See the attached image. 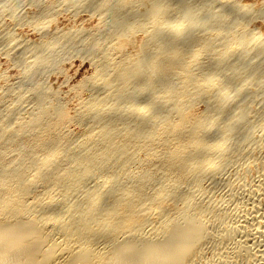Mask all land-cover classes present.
Instances as JSON below:
<instances>
[{"label": "bare ground", "instance_id": "6f19581e", "mask_svg": "<svg viewBox=\"0 0 264 264\" xmlns=\"http://www.w3.org/2000/svg\"><path fill=\"white\" fill-rule=\"evenodd\" d=\"M57 1L0 0V50L100 49L97 82L27 102L0 82V264H264V4L196 31L179 8L209 0ZM80 13L81 35L56 25Z\"/></svg>", "mask_w": 264, "mask_h": 264}, {"label": "rangeland", "instance_id": "374dc122", "mask_svg": "<svg viewBox=\"0 0 264 264\" xmlns=\"http://www.w3.org/2000/svg\"><path fill=\"white\" fill-rule=\"evenodd\" d=\"M61 1L63 2V4L60 3ZM229 1L230 0H227L228 3H229ZM234 1L236 3L238 1L237 4H242L243 2H246V1L254 2L256 5H259V4H257L259 2H260V5H261V3L264 4V0H234ZM58 2H59V6L60 7H62L61 5H63L64 7H62V8H65L66 6L70 7L68 5H72L71 3H74L75 0H58L57 3ZM209 2L212 3L213 6L212 5H209V6L207 5V6H204L205 8L202 7L201 9H205V10L199 9L198 12H200V10H201L200 13H193V10H190L187 7H185V8L184 7H180L179 8V10L181 9L180 10L181 12H180V15H178V17L181 16L180 18H182V21L184 20L183 22H184L185 27H187V26L190 27L189 24L191 25V24L194 23V25H191V26H195V27H193V29H196V31H197L198 29L201 30V28H202L204 30V28H206L207 25L209 26L211 23L212 24L215 23V22L214 23L212 22L214 19H215V21H217L216 18H218V16L216 17L215 14L221 15V16H219L218 19H220V17L224 18L223 17V15H224L225 18L226 19L229 18L228 20L230 22L232 21V23L238 18V16L230 13L229 11H226L227 9L225 10L226 13L223 14L224 9L226 8V3H227L226 0H218V1L217 0H209ZM231 2H233V1H231ZM1 5H2V3H1ZM75 8H76V6H75ZM210 8H213L215 13L213 12V10L210 11L211 10ZM252 8H253V11H254V9H256L255 6L254 7L253 6H249V9L244 11V12L249 13L250 12L249 10H252ZM77 10L81 11L82 10L81 6ZM194 12H196V11H194ZM210 12H211L212 16H211ZM261 13H260V15L258 14L260 16V18L257 15V17H256L257 19L254 21L253 26L255 25L256 27L264 28V10H262ZM9 14L5 15V17H4L5 21H8L13 13L12 14L9 13ZM80 14H79V18L74 19L72 21H70V19H61V20L58 21L59 24L57 23L56 25L61 26L63 29H64V26L68 27V28H71L72 30L73 29H77L78 33L75 34L76 32H73L74 35L75 36H78V34L81 35L83 33L82 28L83 27L87 28L90 25H89L88 20L85 18L86 14H84V13H80ZM209 14L211 16L210 19H209V17H210ZM255 14H256V12H255ZM17 15H19V14L17 13ZM17 15H16V13H14V15H12V16L16 17ZM213 15L216 18H214ZM84 19H86V20H84ZM198 19H200V20L198 21ZM210 20H211V22H210ZM107 23H109V20L107 21ZM29 29L30 28H27V27H25L23 29L25 31V33H26L25 35L27 37H29L30 39L34 40V38H37V34L34 33L32 30H29ZM257 29H253V30L257 31ZM156 32H159V30H156ZM199 33H200V31H199ZM31 35H33V36H31ZM250 36L251 35H248L247 38L249 39ZM16 38H14V39H16ZM240 38H243V37H240ZM11 41H13V39ZM51 45L50 44L47 45L48 49L46 50V51H51V56H50L51 60H50V58H48L49 61H50V64L48 63L49 62L48 59H45V62L42 61V64L44 66L46 65L45 63H47V68L48 69L46 67H43V65H41V64H37L38 66L35 64V65H33L34 67L31 66L32 70H33V68L37 69L36 67L39 68L40 73H38L39 72L38 69L35 70V71H38L37 72L38 76L36 75L35 77H37V78L40 77V79H37L35 77H33V78L31 77L32 78L31 79L28 76L24 75L25 72H28V71L30 72L31 71V69H29L30 67L27 68L28 67V63H27V65L22 63V61H24V58H22V57H21L22 59L19 58L20 60H18V61H20V63L19 62L13 63L11 61V59L9 58V56H7L6 52L0 50V82L6 81L8 84L12 85L11 89H16L17 88V91L21 88V92H19L20 90L18 91L22 95L21 98H23V99H21V101H26V99L30 100L32 98L31 96H34L35 93L38 94L40 91L44 90V88L45 89L48 88L49 91H52L51 94H50L51 97L53 96V97L59 98V99L60 98L61 99L64 98V95H66V97H68V96L71 97L72 91H74L72 88L74 86H76L77 84H79L80 81L83 80V78L86 77V80L90 81L92 83H94L93 81L97 82V79H95V75L93 73L94 65L92 64V59H91L93 57L90 56V54L92 53V51H95V50L99 51L100 49L92 50L90 47L88 49V46H86V45H85L86 47L82 49V47H84V46L79 45V48L77 46L75 49H73L72 51L70 50V52H68L66 54H63V53L59 54L57 52V50H58L57 49L58 48L57 45L58 44H56L55 46H51ZM2 47L3 46H0V49ZM245 47H246V43L245 42H243L240 45H238V49H243ZM85 49L90 51L89 55H88V53H86L88 51L85 50ZM238 49H237V51H238ZM58 54L60 56H58ZM51 61H53V62H51ZM51 63H53V64H51ZM24 65H26V69L27 70L23 68ZM41 66L43 68H41ZM39 75H41V76H39ZM92 78H94V79H92ZM42 80H43V82H42ZM32 81H34V83ZM38 82H40V83H38ZM30 83H32V84L30 85ZM148 84H150V83H148ZM30 87H32L33 89L30 88ZM144 90L146 91L147 88H145ZM65 93H67V94H65ZM56 94H57V96H56ZM65 103H66V108L69 110V112H71L72 111V102L67 100ZM20 105H21V102L17 103L16 106L13 107L14 111H12L11 113H8L7 116L4 118V120L7 122V124L12 123V121L18 116L17 113H18V110H20V108H21ZM22 106H24V104H22ZM200 107L201 106L198 105V109H200ZM70 128H71V130H77L78 126L76 124L72 123V124H70Z\"/></svg>", "mask_w": 264, "mask_h": 264}]
</instances>
